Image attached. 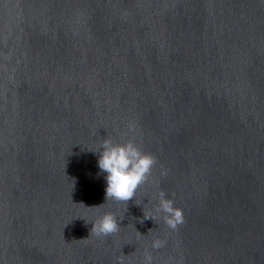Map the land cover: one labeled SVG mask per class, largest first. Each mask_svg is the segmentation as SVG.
<instances>
[{
	"label": "water",
	"instance_id": "obj_1",
	"mask_svg": "<svg viewBox=\"0 0 264 264\" xmlns=\"http://www.w3.org/2000/svg\"><path fill=\"white\" fill-rule=\"evenodd\" d=\"M105 139L156 159L127 202L105 201ZM146 252L264 264V0H0V264Z\"/></svg>",
	"mask_w": 264,
	"mask_h": 264
},
{
	"label": "clouds",
	"instance_id": "obj_2",
	"mask_svg": "<svg viewBox=\"0 0 264 264\" xmlns=\"http://www.w3.org/2000/svg\"><path fill=\"white\" fill-rule=\"evenodd\" d=\"M129 131H135L134 124H129ZM88 150L94 154L98 153L97 167L99 173L103 174L105 181V201L114 199L127 202L132 199L137 188L147 180L156 163V159L151 153L142 151L132 140L124 143H113L111 140L105 139L98 150ZM162 174H165L163 169ZM155 211L163 213L165 223L173 230L184 222L182 209L175 207L162 191L159 193V204ZM148 218L153 219L150 215L144 216V219ZM91 224L90 231L97 236H108L115 233L118 231L119 226L115 215L110 212L104 213ZM163 243L159 239L154 240L152 247L160 248ZM120 264H123V262L121 261ZM144 264H152L150 253H145Z\"/></svg>",
	"mask_w": 264,
	"mask_h": 264
}]
</instances>
